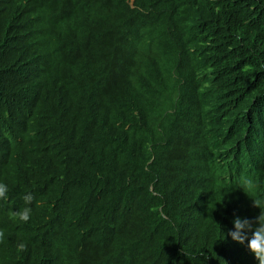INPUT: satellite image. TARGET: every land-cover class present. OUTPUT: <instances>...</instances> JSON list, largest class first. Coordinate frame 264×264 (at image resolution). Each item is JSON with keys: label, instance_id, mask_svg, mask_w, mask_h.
<instances>
[{"label": "trees", "instance_id": "obj_1", "mask_svg": "<svg viewBox=\"0 0 264 264\" xmlns=\"http://www.w3.org/2000/svg\"><path fill=\"white\" fill-rule=\"evenodd\" d=\"M0 183V264H259L264 0H0Z\"/></svg>", "mask_w": 264, "mask_h": 264}, {"label": "clouds", "instance_id": "obj_2", "mask_svg": "<svg viewBox=\"0 0 264 264\" xmlns=\"http://www.w3.org/2000/svg\"><path fill=\"white\" fill-rule=\"evenodd\" d=\"M134 0H130L132 3ZM240 188L249 195L256 188L255 182L251 178H241ZM7 185L0 183V199L7 198ZM26 205H31L33 197L31 194H27L24 197ZM253 206L261 208V213L255 220H249L247 218H240L237 216L234 221V230H229L227 233L233 241L240 244H246V247L255 255V258L259 264H264V200L253 199ZM32 208L24 207L19 211L10 213L13 219H18L22 222H28L31 217ZM251 233V235H249ZM4 238V232L0 230V241ZM18 250H26L24 244H20Z\"/></svg>", "mask_w": 264, "mask_h": 264}]
</instances>
